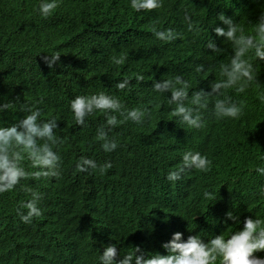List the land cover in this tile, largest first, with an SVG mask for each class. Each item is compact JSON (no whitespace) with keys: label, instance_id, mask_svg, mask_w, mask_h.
I'll list each match as a JSON object with an SVG mask.
<instances>
[{"label":"trees","instance_id":"1","mask_svg":"<svg viewBox=\"0 0 264 264\" xmlns=\"http://www.w3.org/2000/svg\"><path fill=\"white\" fill-rule=\"evenodd\" d=\"M227 0H163L161 9L151 12H134L131 17L151 31L173 29L179 37L164 43L153 35L141 47L147 54L141 62L129 65H111L91 73L98 66L80 54L74 53V31L83 24L78 14L93 0H57L59 7L47 19L36 9L42 0H0V104L9 103V109L0 113V126H11L28 113L22 106L38 107L41 120L57 119L56 135L63 141L55 149L61 156V178H51L52 185L37 180H21L42 194V215L31 224L21 222L17 214L26 210L20 205L31 199L20 185L10 192L0 194V264H100L99 256L108 245H116L120 257L139 246L143 253L158 249V242L170 230L181 228L190 219L188 210H178L159 215L154 213L134 188L146 189L155 176L173 171L181 163L186 151L202 152L211 161V170L201 173L187 171L183 182L193 184L199 191L196 233L207 242L215 235H227L241 230L247 218L264 219V197L257 190L259 182L252 171L254 163L227 152L223 146L242 138L238 132L225 131L232 119H217L213 115L215 100L207 98V109L202 110L205 126L201 129L185 127L173 121L168 103L169 93L153 91V84L179 75L191 84L193 92L211 91L210 85L221 79L219 63L224 60L219 53L206 54L199 49L194 59L186 60L177 71L164 70L165 53L184 44L195 49L187 37L204 33L202 25L209 14H227ZM237 9L248 15H258L264 9V0H229ZM187 10L194 24L188 30L184 21ZM198 28L199 31L195 29ZM58 52V65L49 69L44 55ZM159 58V60L157 59ZM205 71L197 73V65ZM259 87L252 85L244 93L234 89L226 92L233 102L244 101V114L239 118L250 127L254 161L264 164V103L258 93H264V62H256ZM142 74L144 81L137 83L135 76ZM130 79L123 91L115 85ZM118 97L127 109L148 108L151 118L142 124L128 121L112 129L108 135L118 141L115 151L105 153L96 140L97 129L105 124V116L95 112L86 118L85 126H77L70 102L78 95L99 92ZM118 119H122L118 116ZM107 130V129H106ZM225 131L224 140L222 132ZM81 157L102 165L111 162L106 174L89 170L78 172L76 165ZM132 161L142 162L146 168L128 177ZM28 171L30 162L25 161ZM210 195L206 198L204 192ZM238 216L239 223L226 219L227 212ZM159 222L155 233L148 230L150 221ZM60 231L71 245L69 256L60 246L53 229ZM61 247V248H60ZM166 253L165 255H167ZM140 255V253H136ZM134 264V262H133Z\"/></svg>","mask_w":264,"mask_h":264},{"label":"clouds","instance_id":"2","mask_svg":"<svg viewBox=\"0 0 264 264\" xmlns=\"http://www.w3.org/2000/svg\"><path fill=\"white\" fill-rule=\"evenodd\" d=\"M223 2V0H221ZM230 8L227 14H209L202 25L204 33L198 36L187 37L195 49L184 44L183 54L179 48L165 53L162 62L164 70L177 71L180 64L186 60L194 59L199 49L206 54L219 53L220 47L224 60L219 63L220 80L210 85L211 91L198 90L192 93L189 99L191 84L184 75H169L167 80L155 82L153 91L157 93H171L168 96L170 112L173 121L185 124V127L201 129L205 126L202 110L207 109V98H218L214 103L213 115L217 119H232L224 129L240 133L243 137L227 142L223 148L227 152L254 163L252 171L256 176L260 189L259 195L264 197V164L257 165L254 161L250 127L239 118L244 114L245 102H233L226 92L234 89L237 93H244L252 85L259 87L256 62H264V9L256 16L248 15L233 6L229 0L225 1ZM59 7L57 0H42L36 11L47 19ZM163 7V0H93L85 7L78 18L83 24L74 31V51L99 65L91 68L92 74L111 65H129L141 62L147 54L141 49L144 40L152 33L156 39L170 43L174 42L179 33L173 29L159 30L155 25L151 31L144 24L135 21L131 14L134 12H151ZM184 21L188 30L194 29V24L187 10ZM199 31L198 28L195 29ZM60 54L42 57L49 69L58 65ZM159 60V58H157ZM197 73L205 71L204 65H197ZM137 83L144 81L142 74L135 76ZM130 79L116 83L115 87L123 91L130 85ZM258 99L264 103V93H258ZM12 107L11 104H0V113ZM77 126H85L86 118L100 112L105 116V124L97 129L96 140L100 142L101 149L110 153L118 147V141L110 138L108 133L128 121L142 124L144 119L151 118L148 108L127 109L121 100L105 92L92 95H78L70 102ZM21 111L28 114L11 126H0V194L10 192L20 185L21 180H37L45 185H52L51 178H61V156L55 150L63 143L56 135L57 119L51 117L41 120V110L38 107L22 106ZM118 116L122 119H118ZM107 129V130H106ZM225 131L221 140H224ZM186 151L181 163L175 170L162 176H155L150 187L146 189L134 188L135 191L147 201L150 209L159 215L178 210H188L190 219L185 221L181 228L170 230L158 242V249L143 253L139 246L122 258L116 245H108L99 256L100 264H264V219L245 218L241 230H235L227 235H215L204 242L196 233L194 221L197 218L199 205V191L193 184L183 182V175L190 170L207 173L211 170L212 161L202 152ZM25 161L30 162L33 171L24 167ZM112 168L111 162L102 165L92 159L81 157L76 165L78 172L89 170L106 174ZM146 166L142 162L132 161L128 169V177L136 175ZM31 199L20 205L26 212L18 215L21 222L31 224L34 218L40 217L42 194L27 185H20ZM208 191L204 192L207 198ZM198 203V205H195ZM226 219L239 223L237 215L226 213ZM148 230L155 233L159 229V222L151 220ZM60 246H63L69 256L71 245L60 231V227L52 230ZM61 248V247H60ZM140 253V255H136ZM168 253L167 255H165Z\"/></svg>","mask_w":264,"mask_h":264}]
</instances>
